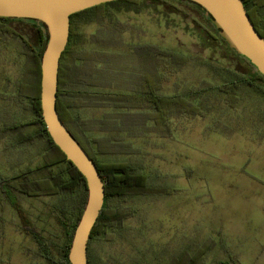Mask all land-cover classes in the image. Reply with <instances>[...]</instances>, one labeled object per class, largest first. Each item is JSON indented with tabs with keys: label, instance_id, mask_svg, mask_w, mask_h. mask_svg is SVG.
Returning <instances> with one entry per match:
<instances>
[{
	"label": "rangeland",
	"instance_id": "374dc122",
	"mask_svg": "<svg viewBox=\"0 0 264 264\" xmlns=\"http://www.w3.org/2000/svg\"><path fill=\"white\" fill-rule=\"evenodd\" d=\"M16 25L36 42L34 25ZM78 29L81 35L71 47L93 53L92 62L104 77L96 89L134 92L150 80L159 93L178 95L186 106L181 112L171 110L165 123L123 116L127 109L117 106L75 108L79 116L100 121L91 135L104 136L108 146L125 148L100 153V158L126 160L148 174L153 184L172 188L168 194L111 198L112 205L134 213L111 230V238L92 242L97 264H167L202 244L208 245L203 264H264V94L249 84L238 88L236 99L220 89L254 69L211 36L215 31L205 11L191 5L178 9L146 0L140 9H117L103 25L91 21ZM181 57L186 62H178ZM24 62L15 45L0 42V176L7 178L35 167L47 144L44 138L19 142L33 130L30 126L13 130L14 124L33 115L17 96ZM61 169L53 165L28 179L56 175ZM23 199L43 235L60 239L57 215L73 197ZM4 204L0 264H45L15 209Z\"/></svg>",
	"mask_w": 264,
	"mask_h": 264
},
{
	"label": "trees",
	"instance_id": "16d2710c",
	"mask_svg": "<svg viewBox=\"0 0 264 264\" xmlns=\"http://www.w3.org/2000/svg\"><path fill=\"white\" fill-rule=\"evenodd\" d=\"M168 3L181 9L183 4L194 6L205 11L206 19L211 23L215 33L211 36L226 46L237 56L245 59L254 69L246 77L224 82L220 89L232 93L231 98H237L236 91L242 84L251 85L256 91L264 94V86L260 80L264 75L248 61L246 57L237 53L221 36L220 29L207 15L206 10L200 5L189 0H152ZM248 14L258 32L264 37V0H243ZM146 0H114L101 3L94 7L76 12L70 17V36L64 50L59 68L57 110L67 128L82 144L90 157L94 160L105 185V202L102 211L91 231L88 244V260L90 264H97L91 251V244L96 238L113 236L112 229L118 227L125 219L133 215L132 209L118 207L110 203L111 198L128 197L133 195L168 194L172 188L157 186L150 180V176L133 167L126 160H106L100 158V153L123 151V146H108L104 136H93L91 131L100 125L94 118L81 117L75 113L77 106L83 105H111L127 109L122 115L144 116V119H157L165 123L172 116L171 110L178 112L184 110L183 104L178 100V95H165L157 91V83L147 80L143 89L134 92L107 91L96 89L104 77L93 61V53L87 49L72 48L73 41L81 35L79 24L96 21L103 25L106 19L114 14L117 9H140ZM17 22H28L36 28L37 40L23 35L17 28ZM47 32L43 22L30 19L0 17V42L15 45L18 54L25 57L22 67L21 79L18 83L17 96L32 112V117L19 124H14L13 130L19 127L30 126V133L22 134L20 143H34L38 138L47 142L42 160L35 167L26 171L16 172L12 177L0 176V218L7 201L16 211L23 231L36 242L40 255L45 264H72L69 251L77 223L82 215L87 200L88 186L85 176L75 164L67 159L66 154L53 141L42 115L41 104V57L47 43ZM175 55V54H174ZM187 58H177L178 62H186ZM230 98V99H231ZM233 101V100H232ZM193 113L196 108L191 106ZM99 121V122H98ZM98 128V127H97ZM61 166L60 172L29 181L28 175L47 170L49 167ZM20 182V183H19ZM48 194L71 195L72 202L65 203L57 215V220L62 228V236L57 241L48 240L41 230L32 222L29 213L23 207L24 196H41ZM208 245L199 246L194 252L184 250L180 255L172 257L167 264H203L204 254Z\"/></svg>",
	"mask_w": 264,
	"mask_h": 264
},
{
	"label": "water",
	"instance_id": "95a60500",
	"mask_svg": "<svg viewBox=\"0 0 264 264\" xmlns=\"http://www.w3.org/2000/svg\"><path fill=\"white\" fill-rule=\"evenodd\" d=\"M114 0H0V17L43 22L48 35L41 57L42 115L53 141L85 176L87 200L73 234L69 259L90 264L91 231L105 202V185L97 165L73 136L57 110L60 60L70 36V17L84 9ZM203 7L221 36L264 75V37L258 32L243 0H189Z\"/></svg>",
	"mask_w": 264,
	"mask_h": 264
}]
</instances>
